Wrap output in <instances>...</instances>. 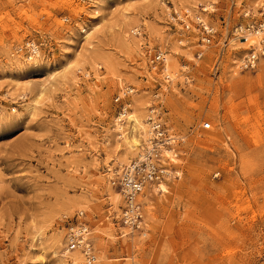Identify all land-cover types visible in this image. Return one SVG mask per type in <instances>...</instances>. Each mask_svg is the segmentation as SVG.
<instances>
[{
  "label": "rangeland",
  "instance_id": "obj_1",
  "mask_svg": "<svg viewBox=\"0 0 264 264\" xmlns=\"http://www.w3.org/2000/svg\"><path fill=\"white\" fill-rule=\"evenodd\" d=\"M259 23L264 0H0V264H68L79 214L87 264H264ZM151 111L177 177L138 196L129 230L116 179L137 156L120 163L117 125Z\"/></svg>",
  "mask_w": 264,
  "mask_h": 264
},
{
  "label": "built area",
  "instance_id": "obj_2",
  "mask_svg": "<svg viewBox=\"0 0 264 264\" xmlns=\"http://www.w3.org/2000/svg\"><path fill=\"white\" fill-rule=\"evenodd\" d=\"M197 24L202 29L201 41L205 44L210 42L212 28L205 24L200 18ZM262 26V27H261ZM252 30L260 29L264 31V23L251 26ZM156 63L163 64L165 57L162 53L156 54L154 57ZM257 60V55L250 52L244 63L246 67L252 68ZM119 98H116V101ZM148 126H151L152 138L150 151L144 152L143 157L137 156L134 160L126 164L118 174L116 179L117 186L123 196L125 207L121 214V224L129 230L139 229L141 224V214L137 202L138 196L142 193L147 183H158L166 177H177V172L169 167L170 161L162 160L157 151L158 147H169L172 138L166 135L162 122L157 112L151 111L148 117ZM210 128L209 123L203 124V129ZM79 214L74 223L70 224L66 233V249L68 251L80 250L85 257L87 263L94 260V254L89 243V226L81 220Z\"/></svg>",
  "mask_w": 264,
  "mask_h": 264
},
{
  "label": "bare ground",
  "instance_id": "obj_3",
  "mask_svg": "<svg viewBox=\"0 0 264 264\" xmlns=\"http://www.w3.org/2000/svg\"><path fill=\"white\" fill-rule=\"evenodd\" d=\"M197 18L199 19L200 17L198 16ZM245 32H247L246 33L247 36H250V37L253 38V39H250V42L251 43H255L254 45L256 47L260 45V42H262V40H264V31H262L260 29H257V30H249L248 29ZM88 35H89V33H87L86 37ZM166 67H168V65ZM164 71H167V69H164ZM126 107H127V105L126 106H123L122 111L119 114V116H124L125 115V113H126ZM132 114L127 115L126 116V121H124L127 124L126 129H127L128 133H125L123 131V129L121 128V125H119V124L117 125V129L119 131H121V138H122V145H123V147L121 149V152H120V156H119L120 163L129 162L130 159H133L135 156L143 157L144 154H145L144 152H146L148 150L150 151V149H151L150 144L152 143L151 142V138H152V135H153L152 134V131H151V126L150 125L149 126L147 125L148 126V129H147L146 128V123H144L143 120H142V118H141L142 116H140L138 118V117H134ZM117 121H118V119H117ZM170 144H171V142H169V145ZM163 148H169L170 149V147H168V146H166V147H161V146L158 147L157 148V151L160 154V156L162 155V149ZM164 152L166 153V150L165 149H164ZM153 184H157V183H147V185L145 186V188L143 189V191L145 189L149 188ZM156 188L158 189V191L159 190L160 191H162V190L165 191V187L161 183L157 184L156 185ZM140 195H139V197H140ZM115 197L117 199V200L115 199V203L119 202V199L121 198L120 197V194L117 193L115 195ZM64 238L65 237L63 236V240H64ZM62 252L64 253L65 257H67L66 259H67L68 264H71L72 263V259L74 261H76V263L77 262L80 263V262L84 261V263L87 264L85 262L84 258H83V254H82V252L80 250L68 251L66 249L65 240H64V246L62 248ZM69 254H70V258H69Z\"/></svg>",
  "mask_w": 264,
  "mask_h": 264
}]
</instances>
